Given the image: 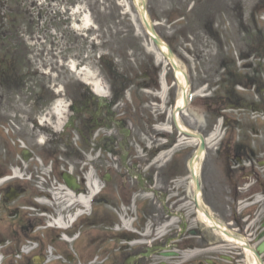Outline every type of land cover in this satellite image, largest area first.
Returning a JSON list of instances; mask_svg holds the SVG:
<instances>
[{
    "label": "rangeland",
    "instance_id": "1",
    "mask_svg": "<svg viewBox=\"0 0 264 264\" xmlns=\"http://www.w3.org/2000/svg\"><path fill=\"white\" fill-rule=\"evenodd\" d=\"M145 4L148 19L170 44L177 65L189 78L201 81L199 95L190 100H201L202 124L211 132L225 126H233L240 135L246 127L256 132L263 114L253 81L264 68V0H145ZM175 6L181 17L171 15ZM9 19L17 26L12 46L16 36L24 65L16 67L15 76L0 69V264H113L116 255L126 256L131 246L145 244L138 236L143 229L149 231L133 222L140 232L137 241L123 229L122 217L131 222L134 208L128 192L119 191L117 198L114 181L92 200L91 212L67 232L72 241H63L61 231L46 225L55 213L70 214L80 207L76 198L70 202L62 192L61 207L54 203L49 191L61 174L70 171L83 181L91 171L96 177L92 165L84 166L87 148L78 140L74 144L76 134L62 127L66 105L76 98L80 102L82 97H98L78 76L80 70L93 71L106 86L115 118L127 125L131 90H136L130 85L143 83L147 73L172 72L164 58L157 61L149 50L158 49L144 30L135 0H0V56L10 49ZM119 88L123 93H113ZM165 92L161 91L162 100ZM148 95L143 89L136 95L140 139H145L139 133L149 117ZM215 96L217 103L208 108L206 98ZM226 96L251 108H228ZM55 101L64 106L62 118L52 112ZM139 144L145 153L144 143ZM114 149L102 148V154ZM110 162L103 158V166ZM80 190L87 191L84 186ZM38 198L50 203H39ZM25 225L35 228L23 235L20 228ZM34 237L37 244L30 248L27 239Z\"/></svg>",
    "mask_w": 264,
    "mask_h": 264
},
{
    "label": "flooded vegetation",
    "instance_id": "2",
    "mask_svg": "<svg viewBox=\"0 0 264 264\" xmlns=\"http://www.w3.org/2000/svg\"><path fill=\"white\" fill-rule=\"evenodd\" d=\"M142 78L143 83L130 85L136 90H131L127 125L115 118L108 95L71 101L66 125L84 146L94 142L104 149L115 144L127 148L126 160L123 155L118 158L119 164L127 163L122 164L126 170L122 176L110 174L106 183L103 174L96 176L103 190L115 182L118 199L119 191L129 193L134 208L131 221L149 228L138 236L148 243L131 246L126 256L116 255L113 264H126V259L127 264H264V68L253 81L263 114L260 128L252 132L246 127L240 135L233 126L221 127L213 140L209 139L215 132L202 124L201 100L177 104L185 83V92L195 96L200 80L173 73H147ZM140 89L149 91V117L139 133L145 139L138 137L136 129ZM229 98L224 97L226 105L251 108ZM217 99L206 98L208 108ZM110 124L115 129L107 128ZM201 139L204 146L198 154ZM103 158L96 162L101 173ZM82 177L79 188L85 184ZM131 238L137 240L136 235Z\"/></svg>",
    "mask_w": 264,
    "mask_h": 264
},
{
    "label": "bare ground",
    "instance_id": "3",
    "mask_svg": "<svg viewBox=\"0 0 264 264\" xmlns=\"http://www.w3.org/2000/svg\"><path fill=\"white\" fill-rule=\"evenodd\" d=\"M138 7L140 5V3L138 2V0H135ZM264 19V18H263ZM150 51L154 52L155 54V57H156V60L157 61H163V57H162V53L166 50V48L164 46H162V49H154L152 47L149 48ZM72 67L75 68V64H72ZM83 71H79V74L78 76L80 77V79L86 83L88 86H90V88L96 93V94H99V95H107V91H106V86H104L101 82V80H99V78H97L95 72L93 71H87V73H82ZM176 75L177 76H180L182 75V73L180 71H177L176 72ZM163 88H164V85H163ZM177 104H179L180 106L182 105V96H179L178 98V101H177ZM61 107H64L61 103H58L56 104V106L53 108V113L58 116L59 118H62V113H63V109ZM217 131L211 136V138L209 140H213L215 138H217ZM42 138V137H41ZM42 142V139L40 140ZM96 182L94 183V185H91L92 189L91 191H89V195H82V194H79L78 196H75L77 199L76 201L78 203H81L82 205H84L85 207H88L89 206V202H90V199L94 196V189L96 188ZM90 187V186H88ZM65 194L69 195V201L71 202V200H74V195L70 192H66ZM65 222V223H62V222ZM57 224L59 225L58 227H64L66 226V221L63 219V218H58L56 220ZM129 223L128 222H124L123 223V227L124 228H129Z\"/></svg>",
    "mask_w": 264,
    "mask_h": 264
},
{
    "label": "trees",
    "instance_id": "4",
    "mask_svg": "<svg viewBox=\"0 0 264 264\" xmlns=\"http://www.w3.org/2000/svg\"><path fill=\"white\" fill-rule=\"evenodd\" d=\"M12 11V10H11ZM13 12V11H12ZM151 12V11H150ZM150 16L152 18V12L150 13ZM14 13V12H13ZM175 13H180V17L182 16L181 12H178V7H173L172 11H171V15L175 14ZM169 21L171 20V17L169 18ZM17 26L15 24V22H13L11 19H9V22L7 20V26L6 29L8 31L7 34V38H6V46H9V52L2 54L0 56V69H2V73H4L5 75H11V76H15L17 75L15 73V69L16 67H18L19 65H24V59H23V47L21 44V41L19 42V40L16 38V36H14L15 41H16V46H12V35L14 32V35L16 34L15 30H16ZM13 31V32H12ZM170 46V44H169ZM27 230H30L27 229ZM23 231L26 232V230L23 228Z\"/></svg>",
    "mask_w": 264,
    "mask_h": 264
},
{
    "label": "water",
    "instance_id": "5",
    "mask_svg": "<svg viewBox=\"0 0 264 264\" xmlns=\"http://www.w3.org/2000/svg\"><path fill=\"white\" fill-rule=\"evenodd\" d=\"M140 17H141L142 23L145 27L146 33L148 34L150 40L157 47L162 48V46H164L166 48V51L163 52V55L166 56V58L170 61V64L172 65V67L174 69H177V66L175 65V63L173 61V53H172L170 47L167 44H165L161 40V38L156 34L153 23H151L147 18V12L145 9V0H141V2H140ZM183 97L185 99V95H183ZM105 178L107 180L110 179L109 175H106ZM64 179L68 185L73 186V187L76 186L73 178H69L68 176H65Z\"/></svg>",
    "mask_w": 264,
    "mask_h": 264
}]
</instances>
